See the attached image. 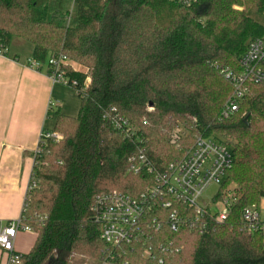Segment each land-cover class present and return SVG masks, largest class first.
Instances as JSON below:
<instances>
[{"label": "trees", "instance_id": "1", "mask_svg": "<svg viewBox=\"0 0 264 264\" xmlns=\"http://www.w3.org/2000/svg\"><path fill=\"white\" fill-rule=\"evenodd\" d=\"M251 7L264 14L263 0H0L2 48L23 40L34 47L32 60L45 65L62 54L87 67L92 80L86 86L85 74L68 69L78 82L79 116L58 114L53 131L63 140L39 145L36 188L22 212L37 240L24 264H73L74 254L112 264H264V236H248L241 224L242 210L264 199V88L252 86L238 112L222 117L233 94L223 72L238 71L248 41L264 35ZM116 115L136 129L134 138L115 128ZM181 127L186 136L172 133ZM199 134L234 141L221 186L235 185L229 220L203 235L166 223L157 230L154 219L165 221L170 209L152 200L140 240L108 246L91 219L95 197L115 190L141 199L155 175L133 174L130 159L144 155L163 173Z\"/></svg>", "mask_w": 264, "mask_h": 264}, {"label": "built area", "instance_id": "2", "mask_svg": "<svg viewBox=\"0 0 264 264\" xmlns=\"http://www.w3.org/2000/svg\"><path fill=\"white\" fill-rule=\"evenodd\" d=\"M166 1L182 6H192L201 0ZM7 52L8 50L0 46V56H7ZM237 63L238 71L223 72L233 87L232 97L222 112L224 119H229L232 114L238 112L240 104L250 96L252 86L264 88V35L248 41ZM28 67L37 72H41L45 67L46 74L54 81L73 89L78 85L75 79H70L67 75L72 65L71 59L65 55L53 56L45 65L30 59ZM115 111L112 109V112ZM113 123L127 139L136 136V129L127 119L116 115ZM50 138L60 142L63 140V135L54 131H44L40 136V144ZM39 152L40 148L35 156ZM232 162L231 146L224 139L207 137L203 134L196 135L192 146L183 153L181 158L171 162L163 173L154 171L144 155L139 157L137 163L132 158L130 172L135 175L143 171L152 173L155 175L156 185L148 189L141 199L115 190L99 194L91 206V219L99 227L101 239L108 246L127 247L140 240L143 235V226L149 227L147 204L148 201L157 200L161 204V209H170L165 221L157 223V218L154 219L157 230L166 223L173 232L188 229L199 235L206 234L224 225L230 218L233 200L228 192L223 194L221 186ZM212 185L219 186L217 193L209 201L204 200L205 192ZM35 188L36 184L31 179L27 196ZM175 204L185 207L184 212L174 207ZM187 211L192 212L191 216L186 213ZM45 219L41 218L37 224L41 225ZM241 224L248 236H264V213L260 205L245 207L241 212ZM19 232H35L33 226L23 221L22 214L0 228V249L8 256L7 264H24V255L15 250ZM102 264H110V262H102Z\"/></svg>", "mask_w": 264, "mask_h": 264}, {"label": "crops", "instance_id": "3", "mask_svg": "<svg viewBox=\"0 0 264 264\" xmlns=\"http://www.w3.org/2000/svg\"><path fill=\"white\" fill-rule=\"evenodd\" d=\"M22 41V40H21ZM15 38L0 56V228L23 212L42 132L53 131L58 114L77 118L81 99L76 91L28 67L33 45ZM35 232H19L15 250L30 253ZM8 256L0 249V264Z\"/></svg>", "mask_w": 264, "mask_h": 264}, {"label": "rangeland", "instance_id": "4", "mask_svg": "<svg viewBox=\"0 0 264 264\" xmlns=\"http://www.w3.org/2000/svg\"><path fill=\"white\" fill-rule=\"evenodd\" d=\"M249 14L255 18L258 22H263L264 23V20H263V15L262 14H259L257 13V10L255 7H251L249 9ZM18 42H23V40L21 41L20 39H18ZM27 46H31L30 43L28 42H24ZM71 65H72V69H75L77 70L79 73H83L87 76L86 78V84L87 85H90L91 84V75H90V71L87 67L83 66L82 64H80L79 62L77 61H74L71 59ZM175 132H178L180 134H184V136H186V134L189 132V130L187 129H184L183 127H181L180 129H173L172 133H175ZM172 140L175 139V136H171ZM225 141L228 142V144H234V141L231 139V137H226L224 136L223 137ZM235 185L233 183H229V187H227L226 189H224L223 191V194L224 192H228V191H231L232 188H234ZM219 189V186L217 185H212L204 194V200H207L209 201L210 199H212L215 194L217 193ZM32 194V192H31ZM260 207H261V211L264 213V199L261 200V203H260ZM71 263L73 264H102V263H99L96 259L94 258H91L89 256H84V255H81V254H74L72 257H71ZM111 264V263H110Z\"/></svg>", "mask_w": 264, "mask_h": 264}]
</instances>
